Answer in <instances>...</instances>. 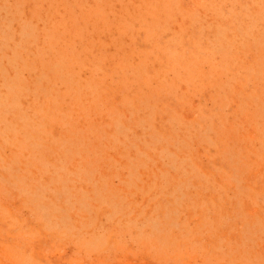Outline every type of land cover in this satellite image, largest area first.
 I'll return each mask as SVG.
<instances>
[{
	"label": "rangeland",
	"instance_id": "obj_1",
	"mask_svg": "<svg viewBox=\"0 0 264 264\" xmlns=\"http://www.w3.org/2000/svg\"><path fill=\"white\" fill-rule=\"evenodd\" d=\"M0 264H264V0H0Z\"/></svg>",
	"mask_w": 264,
	"mask_h": 264
}]
</instances>
